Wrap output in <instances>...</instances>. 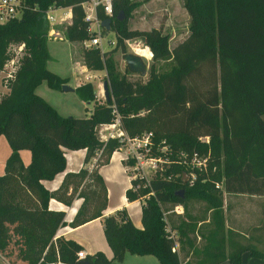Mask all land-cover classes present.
Here are the masks:
<instances>
[{"label": "trees", "instance_id": "16d2710c", "mask_svg": "<svg viewBox=\"0 0 264 264\" xmlns=\"http://www.w3.org/2000/svg\"><path fill=\"white\" fill-rule=\"evenodd\" d=\"M23 1L20 16L0 22V69L11 42L25 41L27 47L11 91L0 101V135L12 147L0 174L1 250L12 241L5 216L47 210L52 198L70 205L81 197L71 224L102 217L114 252L112 258L102 251L88 253L93 264L123 261L127 252L153 254L159 264H219L226 259L242 264V253L248 250L264 258V250L252 244H228L223 209L226 193L264 196V0H184L189 34L173 48L169 34L161 29L131 28L126 19L118 20L121 12L128 17L133 0H113L112 16L98 7L101 20L112 18L116 44L83 50L84 64L106 70L109 82L107 98L98 99L91 81L75 88L92 104L86 117L62 115L36 87L43 79L57 89L69 81L46 65L50 24L45 11L50 6L70 7L66 37L84 41L96 34L85 19L84 3L89 0ZM108 31L104 26L102 35ZM130 38H143L153 52L145 80L131 79L133 71L127 65L123 73L116 70L113 55L119 48L126 55L125 40ZM118 120L131 137L151 133V154L166 159L150 186L134 179L135 188L126 191L129 200H144L142 227L125 208L104 215L108 189L99 168L122 141L102 140L99 130ZM201 136H209L210 142ZM80 148L87 150L86 164L95 159L91 166L66 172L58 187L47 188L44 180L66 169L65 149ZM22 149L31 151L30 162L23 161ZM181 151L187 152L188 160L194 152L207 156L208 170L201 173L190 163H181ZM222 178L223 188H218L216 181ZM178 205L183 212L175 210ZM53 239V260L59 251L62 260L75 262L83 246L63 235Z\"/></svg>", "mask_w": 264, "mask_h": 264}, {"label": "crops", "instance_id": "0c3cea01", "mask_svg": "<svg viewBox=\"0 0 264 264\" xmlns=\"http://www.w3.org/2000/svg\"><path fill=\"white\" fill-rule=\"evenodd\" d=\"M65 10L68 11V20L71 22V8L65 7ZM62 13V10H57V17H60ZM79 68V84L92 81V79L97 76L95 73H92V71H102L103 76L107 75L106 70L89 69L85 64H80ZM82 74H85L84 77L81 76ZM87 74L94 75V77L88 79ZM68 84L71 85L69 81ZM79 84L74 86V88ZM100 85L102 87V83ZM102 94L103 92L100 90L98 99L103 98ZM106 125L109 124H103L102 126ZM1 136L2 135H0V137ZM20 153L25 163L30 162L32 157L30 150L22 149ZM86 154L87 150L85 148L65 149L67 159L66 169L58 173L53 179L44 180L46 187L54 189L59 186L66 172L78 171L84 165L91 166L95 159L93 158L92 161L86 164ZM125 165L124 152L122 149L118 148L112 153L109 162L99 168V172L103 176L108 189V207L104 210V215L112 214L119 209L125 208L134 224L137 227H142L141 213L144 201L140 198L135 200H129L127 198L126 191L132 186V180L126 171ZM82 200L83 198L76 197L72 204L66 205L52 198L47 210H25L5 216L4 219H6V225L8 226V238L12 241L7 245L5 250L2 251L0 248L2 264H41L44 260H53L54 249L52 239L55 235H63L66 238L74 239L81 244L83 246L82 249L87 250L88 253L102 251L109 258H112L114 252L106 239L102 217H97L78 226H73L71 224L81 206ZM262 222L260 218L248 217L247 224H244L245 227H243L242 230L244 235L242 244H252L258 249L263 250L264 243L262 242V229L260 228L263 225ZM226 226L230 230H238L230 225L228 219H226ZM228 229H226V233ZM252 230H256L258 233L256 232L257 234L253 236L250 233ZM227 242L228 244L230 242H239V236L227 238ZM228 244L226 247L227 254L230 251ZM127 261L131 264H159L157 257L153 254L127 252L124 260L120 262L126 263ZM219 264H233V262L230 259H226ZM242 264H264V258L254 256L249 250L244 251L242 253Z\"/></svg>", "mask_w": 264, "mask_h": 264}, {"label": "rangeland", "instance_id": "374dc122", "mask_svg": "<svg viewBox=\"0 0 264 264\" xmlns=\"http://www.w3.org/2000/svg\"><path fill=\"white\" fill-rule=\"evenodd\" d=\"M133 2L134 8L130 11L128 17L124 13V19H126L129 27L137 29L159 28L162 32L169 34L170 46L172 48L189 34L190 14L184 5V0H133ZM66 25L68 24H59V16L54 24L50 25V32L52 29H55L60 32V36H56L55 34L51 35V33H49L47 48L50 58L47 60L46 65L50 70L60 76L67 77L71 86L74 87L79 84V65L84 64L83 50L86 47L83 41H71L66 37ZM111 40H116L115 30H109L108 33L102 35L104 49H110L114 46L109 42ZM132 40L133 42L138 41L140 43H145L143 38H133ZM134 46L136 47L139 45L135 44ZM126 47V54L132 51L131 46L127 42ZM8 49L9 48H7V54L9 52ZM113 56L116 63V70L123 73L126 67L125 53L119 48L115 51ZM145 61L147 64V74L144 75L131 72L128 75L131 79H147L153 59H146ZM92 73L97 75L91 81L96 89L97 97L100 90L103 92L102 97H105L103 83L107 80V77L102 75V71H92ZM84 75L85 74H82L81 76L84 77ZM101 83L102 87L100 85ZM36 92L53 105L62 115L86 117L90 114L89 109L92 104L83 101L76 90L66 91L52 88L49 86L47 80L43 79L37 85ZM117 130V126L111 127L106 125L100 127L101 139L107 140L109 137H112L111 134L116 133ZM11 152L12 147L6 136L2 134L0 137V174L3 173L4 164ZM148 170L151 174H154L152 167ZM199 171L204 173L206 170L199 169ZM223 172V166H221L220 174L222 177ZM224 197L223 209L225 220L228 219L230 225L239 230L232 229L234 233L230 234L228 231V233H226V229H228L226 226L224 230L225 237L233 238V236H239V242L242 244V240H244L242 230L243 227H245L244 224H247L248 217L251 216L256 219L260 218L263 221V225L260 228L262 229L261 237L264 243V196L226 193ZM256 232V230H252L250 233L254 236V234L258 233ZM0 264H2L1 258ZM111 264L131 263H129V261L126 263L113 261Z\"/></svg>", "mask_w": 264, "mask_h": 264}, {"label": "built area", "instance_id": "2783aa9c", "mask_svg": "<svg viewBox=\"0 0 264 264\" xmlns=\"http://www.w3.org/2000/svg\"><path fill=\"white\" fill-rule=\"evenodd\" d=\"M23 5V0H0V22H6L11 18L20 16L23 10ZM100 6L103 8L105 14H107L108 16L113 15V0H89L84 3L85 19L90 23V30L96 32V34L90 39H86L83 41L86 48L91 46H99L101 49H104L102 42V28L104 26L102 25V20L98 17V7ZM57 10H62L63 12L59 17V24L61 25L64 23H70L67 15L68 11L65 10V7L50 6L45 11L49 24L52 25L57 20ZM49 33H51V35L55 34L56 36H60V32L56 31L55 29H52L51 32L49 29ZM132 39L133 38L125 40V42H127L131 46V52L137 53L144 60L153 58V52L146 43H140L138 41L133 42ZM109 42L113 45L116 44V40H111ZM134 44L149 48L151 51L150 56H146L137 52ZM8 48V58L4 62L3 67L0 69V101L11 91V85L17 76L22 58L27 53L25 41L11 42ZM92 77H94V75L87 74L88 79ZM109 126L118 127L116 133L111 134V136L117 137L122 141V145L119 147V149H122L124 152V159L126 164L125 167L132 180V187L135 188V185L133 184L134 179L142 180L143 185L150 186L152 176L158 169H161L162 165L166 162V159L151 154V133H145L140 137H131L119 127V120L116 123L109 124ZM200 139L202 141H205L206 143L210 142L209 136H201ZM178 155L181 163H190L192 166L197 167L198 170H208V157L204 154L194 152L191 160H188V154L186 151H181ZM151 167L153 168L152 171H154V174H151L148 170ZM192 176L193 181L194 178H196V174L193 173ZM216 186L218 188H223V178L219 181H216ZM175 210L177 212H183V207L181 205H178L176 206ZM172 234L174 235V232ZM58 237V235H55L54 240L56 241ZM56 253V259L47 261L45 262V264H79V261L81 259H86L88 255L87 250L81 248L77 251L76 261L68 262L60 258L59 251H57Z\"/></svg>", "mask_w": 264, "mask_h": 264}, {"label": "water", "instance_id": "95a60500", "mask_svg": "<svg viewBox=\"0 0 264 264\" xmlns=\"http://www.w3.org/2000/svg\"><path fill=\"white\" fill-rule=\"evenodd\" d=\"M124 19V12H121L118 15V20H123ZM112 22V18L108 17L102 20V25L107 28V30H110V23ZM125 61L126 65L133 71L141 74H147V64L146 61L137 53L134 52H129L125 55ZM108 80H105L103 83V88H104V96L105 98L108 97L109 92H108ZM63 90L66 91H73L75 90L74 87H72L70 84L65 83L62 86ZM79 264H93L89 259H81L79 261Z\"/></svg>", "mask_w": 264, "mask_h": 264}, {"label": "bare ground", "instance_id": "6f19581e", "mask_svg": "<svg viewBox=\"0 0 264 264\" xmlns=\"http://www.w3.org/2000/svg\"><path fill=\"white\" fill-rule=\"evenodd\" d=\"M135 45V44H134ZM135 47V46H134ZM135 49L137 50V52L141 53V54H144L146 56H150L151 54V51L149 48H144L142 46H136Z\"/></svg>", "mask_w": 264, "mask_h": 264}]
</instances>
